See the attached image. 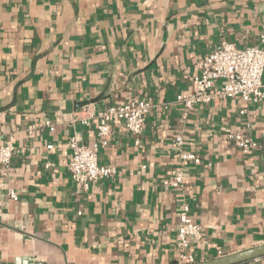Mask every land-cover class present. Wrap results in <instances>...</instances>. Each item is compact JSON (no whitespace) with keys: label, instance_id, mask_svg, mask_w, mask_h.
<instances>
[{"label":"crops","instance_id":"1","mask_svg":"<svg viewBox=\"0 0 264 264\" xmlns=\"http://www.w3.org/2000/svg\"><path fill=\"white\" fill-rule=\"evenodd\" d=\"M263 31L264 0H0V142L12 134L14 145L0 165V264H177L182 202L202 228L196 261L263 244L264 99L201 103L186 118L175 101L194 89L199 57L222 40L258 44ZM130 97L154 105L140 144L115 122L98 160L116 173L76 197L67 141L90 144L96 120L73 117ZM244 130L260 148L243 153L224 136ZM178 135L200 162L165 190Z\"/></svg>","mask_w":264,"mask_h":264},{"label":"built area","instance_id":"2","mask_svg":"<svg viewBox=\"0 0 264 264\" xmlns=\"http://www.w3.org/2000/svg\"><path fill=\"white\" fill-rule=\"evenodd\" d=\"M264 31L260 34L259 43L244 48L234 43L222 40L212 51L202 55L196 62V72L191 76L194 83L192 91H181L175 96V101L181 104L186 118L195 105L210 103L215 100L239 99L244 103H258L264 99ZM154 108L153 103L139 97H130L120 104H107L96 110L90 105H84L73 121L90 127L95 124V138L90 144L80 142L73 135L67 145L70 150L67 171L73 184L76 197L84 195L92 183L111 178L116 169L113 166L101 164L98 160L100 146L109 143L112 125L122 123L124 129L134 136V144L139 145V135L143 132L147 116ZM240 114L246 112L242 108ZM44 127L53 130L50 120L43 122ZM34 125L31 126L33 128ZM225 138L234 142L243 153L258 149L261 144L252 139L247 131H227ZM13 135L0 142V165L8 169L10 158L14 151ZM183 137L178 135L173 141L178 157V163L166 176L161 185L165 190L181 189L183 187L184 166L188 162L199 163L200 157L182 149ZM51 148L52 145H47ZM45 167L49 163L44 164ZM6 196L16 200L17 193L13 189L6 191ZM202 238L201 225L194 222L188 214V205L181 203L178 212V228L176 234L177 264L196 262L191 251L192 240ZM257 259L254 258L257 264Z\"/></svg>","mask_w":264,"mask_h":264},{"label":"water","instance_id":"3","mask_svg":"<svg viewBox=\"0 0 264 264\" xmlns=\"http://www.w3.org/2000/svg\"><path fill=\"white\" fill-rule=\"evenodd\" d=\"M264 255V243L238 252L212 257L189 264H239Z\"/></svg>","mask_w":264,"mask_h":264}]
</instances>
